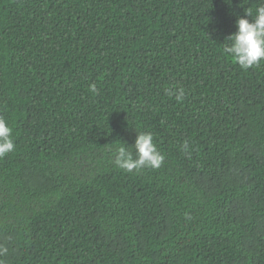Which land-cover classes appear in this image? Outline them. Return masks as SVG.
<instances>
[{
  "label": "trees",
  "instance_id": "1",
  "mask_svg": "<svg viewBox=\"0 0 264 264\" xmlns=\"http://www.w3.org/2000/svg\"><path fill=\"white\" fill-rule=\"evenodd\" d=\"M260 2L0 0V264H264V60L223 51Z\"/></svg>",
  "mask_w": 264,
  "mask_h": 264
},
{
  "label": "clouds",
  "instance_id": "2",
  "mask_svg": "<svg viewBox=\"0 0 264 264\" xmlns=\"http://www.w3.org/2000/svg\"><path fill=\"white\" fill-rule=\"evenodd\" d=\"M232 0H225L231 4ZM248 17H251L249 19ZM236 31L226 37L228 43L223 51L231 56L239 66L247 70L255 67L264 60V0L257 5L255 13L245 10L244 16H238L236 21ZM183 90L175 93L176 99H182ZM134 149L130 151L125 146H117L114 149V165L126 172L140 171L143 168H159L163 161V155L158 151L153 143L151 132H139L136 135ZM187 148V143L184 144ZM15 144L12 136V128L9 123L0 118V158L14 151ZM7 247L0 245V256H5Z\"/></svg>",
  "mask_w": 264,
  "mask_h": 264
}]
</instances>
